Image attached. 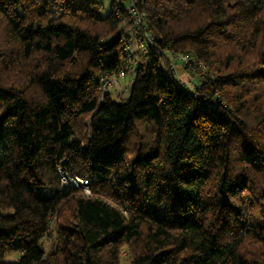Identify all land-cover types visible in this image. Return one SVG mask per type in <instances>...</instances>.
I'll list each match as a JSON object with an SVG mask.
<instances>
[{"label":"trees","instance_id":"1","mask_svg":"<svg viewBox=\"0 0 264 264\" xmlns=\"http://www.w3.org/2000/svg\"><path fill=\"white\" fill-rule=\"evenodd\" d=\"M133 2L155 38L115 100L122 2L0 0V264H264V0Z\"/></svg>","mask_w":264,"mask_h":264},{"label":"built area","instance_id":"2","mask_svg":"<svg viewBox=\"0 0 264 264\" xmlns=\"http://www.w3.org/2000/svg\"><path fill=\"white\" fill-rule=\"evenodd\" d=\"M126 1V9L130 12L129 19L131 21V28L129 30V37H126L123 43V51L125 53V57L122 65L117 68L113 74L101 78L100 83H102L104 87L110 86L111 83V85H113L116 77H119L121 78V80H123L124 76L127 74H130L132 76L134 74L135 68V62L133 60L135 59L133 45H135L139 49L140 54H145L148 52L149 45L155 38V33L152 30L146 29L144 26V12L138 11L135 8L133 0ZM115 2L116 4H119L121 0H115ZM176 56L181 60L183 66L186 67V69L190 70V72H192L191 70L194 68V66H192V63L188 61V56L182 54H177ZM200 67L203 70V66L201 65ZM102 90H104V88H102ZM57 175L61 186L78 187L89 192L86 187V179L79 176L70 175L67 173V171L60 167L57 168Z\"/></svg>","mask_w":264,"mask_h":264},{"label":"rangeland","instance_id":"3","mask_svg":"<svg viewBox=\"0 0 264 264\" xmlns=\"http://www.w3.org/2000/svg\"><path fill=\"white\" fill-rule=\"evenodd\" d=\"M102 3V7L99 11L100 16L104 17L105 15L108 14L111 8V0H100ZM123 6L127 8V1L126 0H121ZM134 46V62H136L139 57H140V52L139 49ZM165 56L166 59L169 61L171 67L173 68V74L174 76L179 79L180 82L185 83L190 90H192L195 86L198 85L199 83V78L201 77L202 74V69L199 65L197 68L194 66V68L191 70L186 69V67L183 66L181 60L174 54L170 53L169 51H165ZM165 61H162L164 64ZM192 65V64H191ZM193 66V65H192ZM132 76L130 74H127L124 76V79L121 80V78L116 77L114 80L113 85L110 84L108 87H104L102 83L100 84V88H104L103 91L108 92L111 97L115 100H120V98L124 97L127 93V86L129 84V80ZM109 84V82H108ZM84 194H88L87 191L83 189ZM63 217H67V213H64ZM63 221V219H62ZM126 247H121L119 250V262L120 264H129L128 263V254L126 253ZM19 257L18 252H12L7 255H5L4 260L6 261H14Z\"/></svg>","mask_w":264,"mask_h":264}]
</instances>
